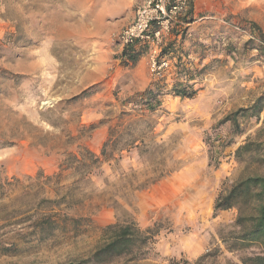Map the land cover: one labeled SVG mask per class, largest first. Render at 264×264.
I'll list each match as a JSON object with an SVG mask.
<instances>
[{
    "label": "rangeland",
    "instance_id": "rangeland-1",
    "mask_svg": "<svg viewBox=\"0 0 264 264\" xmlns=\"http://www.w3.org/2000/svg\"><path fill=\"white\" fill-rule=\"evenodd\" d=\"M140 1L0 0V217L40 199H59L71 186L73 199L54 209L67 218L48 237L31 233L28 222L1 228L9 250L0 254V264L84 258L106 240V225L129 221L155 232L139 264H195L214 251L221 264L238 262L217 243V230L234 220L236 210L233 217L226 212L228 222L208 224L196 187L213 182L216 170L233 167L220 193L243 169L236 148L264 138V108L258 117L239 114V133L222 122L259 97L264 103V44L251 25L264 34V0H189L187 22L174 27L179 34L171 31L179 44L170 33L155 55L168 62L158 76L150 70L149 46H138L142 61L127 67L114 40ZM165 48L169 52L161 54ZM159 79L165 84L161 106L145 119L150 135L163 143L162 154L138 158L124 151L91 173L83 164L78 170L73 157L81 160L85 150L99 154L120 100ZM178 81L196 94L169 93ZM139 127L149 133L147 123ZM181 237L206 246L189 257L179 249Z\"/></svg>",
    "mask_w": 264,
    "mask_h": 264
},
{
    "label": "trees",
    "instance_id": "trees-1",
    "mask_svg": "<svg viewBox=\"0 0 264 264\" xmlns=\"http://www.w3.org/2000/svg\"><path fill=\"white\" fill-rule=\"evenodd\" d=\"M190 1L185 0V11L171 29L176 35L180 32L174 27L187 22ZM251 25L257 30V36L264 44V34L255 23ZM260 50L264 51V46ZM168 52L165 48L161 54ZM141 54L142 51L137 48H124L120 54L122 65L133 67ZM162 80L152 82L144 90L120 100V111L114 123L108 127V137L103 142L99 154L85 150L81 160L73 157L78 170H81L80 165L83 164L82 170L91 173V169L98 168L104 162H117L124 151H134L138 158L155 152L162 154L163 143L157 142L155 136L150 135L152 125L145 119L148 113L161 106L165 94V84ZM191 80L193 77H189L186 82ZM171 88L169 93L180 98H191L196 94L191 85L184 82H175ZM262 100L263 98L259 97L251 106L227 115L222 122H231L234 132L239 133L238 115L258 117L264 108ZM127 107L129 109H126ZM143 123H147L149 133L139 127ZM234 155L235 159L242 163L243 169L238 178L218 194L213 212L215 216L220 211L235 209L236 216L231 223L217 230V236L227 252L238 255V262L228 260L225 264H264V138L247 140L236 148ZM160 172H164V169H160ZM71 187L59 199H40L35 206L25 210L20 207L13 208L9 215L0 217V220L5 222L0 225V229L28 222L31 233L40 238L48 237L64 226L63 222L67 216L58 214L54 209L62 204L71 205ZM40 203H53L55 208L40 206ZM6 232L0 233V254L9 250L1 240ZM154 234L153 229L142 230L133 221L108 224L103 228L106 240L101 245L87 257L64 264H139L144 259L146 248ZM215 253L216 251L202 255L195 264H221L214 259Z\"/></svg>",
    "mask_w": 264,
    "mask_h": 264
},
{
    "label": "built area",
    "instance_id": "built-area-1",
    "mask_svg": "<svg viewBox=\"0 0 264 264\" xmlns=\"http://www.w3.org/2000/svg\"><path fill=\"white\" fill-rule=\"evenodd\" d=\"M184 11L185 0H141L134 7L132 20L114 35L120 54L126 47L149 46L150 70L160 75L168 62L156 60L155 55Z\"/></svg>",
    "mask_w": 264,
    "mask_h": 264
},
{
    "label": "crops",
    "instance_id": "crops-1",
    "mask_svg": "<svg viewBox=\"0 0 264 264\" xmlns=\"http://www.w3.org/2000/svg\"><path fill=\"white\" fill-rule=\"evenodd\" d=\"M169 40H171V42L173 40L176 41V44L174 43L175 46L177 44H179V42H180V38L177 37V36L172 35V33L170 35ZM181 48H186V47H185V45L182 44ZM141 61H142V59L139 60L138 62H136L137 63L136 65H138V63L141 62ZM149 84L150 83L147 82L144 86L139 87L138 91L139 90L140 91L144 90ZM232 169H233V167H232ZM232 169H228V170L227 169H218L212 175V177L215 178L213 180V182L212 181L209 182L208 185L204 186L203 188H202V186L200 188H197L198 186L196 187V190H198V191L200 190V192L203 193V194H198V202L199 203H201V202L204 203V201H205V204H203V205L205 206L206 214H207V212H209V215L211 217V222H208V224L211 223L212 226H217L221 222H228L229 220H231V217H229L228 219L225 218V215H226L227 211L228 212H232V217H233L234 209H232V210L231 209L230 210H224V211L218 212V214H216L215 216L212 215L213 206H214L215 200H216V198H217V196L219 194L217 188L220 187L219 185L221 183V180H224L227 176H229L231 174V170ZM210 185H211V188L214 191H210V187H209ZM181 186L185 187L187 185H181ZM181 186H178L176 188H180ZM208 190L210 192H208ZM206 193H208V197L205 195ZM198 208H200V207H198ZM230 216H231V214H230ZM206 234L204 233V235H206ZM204 239H205V237H204ZM180 240L182 241V245H180V246H182L183 248L179 247V249L180 250L182 249L185 252V254L187 256H189V257L199 256L202 253V251L204 250V247L206 246L204 242L199 241L200 240L199 238L197 239L198 241H194V243L193 242L191 243L188 240H186V237H184V238L181 237ZM217 243L221 245V242L218 239H217Z\"/></svg>",
    "mask_w": 264,
    "mask_h": 264
}]
</instances>
